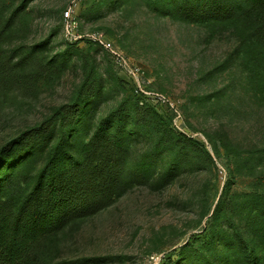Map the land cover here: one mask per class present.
<instances>
[{
	"label": "rangeland",
	"instance_id": "rangeland-1",
	"mask_svg": "<svg viewBox=\"0 0 264 264\" xmlns=\"http://www.w3.org/2000/svg\"><path fill=\"white\" fill-rule=\"evenodd\" d=\"M235 3L0 0V152L47 132L12 150L0 185L27 190L59 141L66 174L96 136L122 171L116 199L52 236L45 262L246 264L254 250L264 264V43L222 14Z\"/></svg>",
	"mask_w": 264,
	"mask_h": 264
},
{
	"label": "trees",
	"instance_id": "trees-1",
	"mask_svg": "<svg viewBox=\"0 0 264 264\" xmlns=\"http://www.w3.org/2000/svg\"><path fill=\"white\" fill-rule=\"evenodd\" d=\"M233 11L247 16L264 43V0H236L222 14ZM45 134L36 128L11 140L0 152V167L11 158L13 149L37 144ZM103 149L99 137H93L83 146L80 163L61 176L56 174V166L66 152L59 141L27 190L17 191L12 176L3 179L0 264H49L43 252L52 236L72 220L93 215L116 199L123 183L121 166ZM245 263L260 264L254 250L249 251Z\"/></svg>",
	"mask_w": 264,
	"mask_h": 264
},
{
	"label": "built area",
	"instance_id": "built-area-1",
	"mask_svg": "<svg viewBox=\"0 0 264 264\" xmlns=\"http://www.w3.org/2000/svg\"><path fill=\"white\" fill-rule=\"evenodd\" d=\"M62 17L64 20V26L65 30L68 36L71 38H79L80 35L77 32L79 27V21L76 18V16L72 12V8H68L62 12ZM90 38L96 41H100L101 43H104V36L101 32H94L93 34H90ZM115 62L118 64V66L131 76L138 77V73L141 68L137 67L136 65H131L128 60L120 54H115Z\"/></svg>",
	"mask_w": 264,
	"mask_h": 264
}]
</instances>
